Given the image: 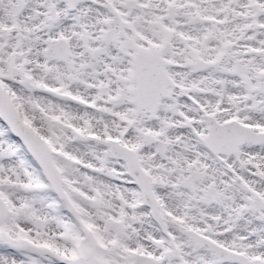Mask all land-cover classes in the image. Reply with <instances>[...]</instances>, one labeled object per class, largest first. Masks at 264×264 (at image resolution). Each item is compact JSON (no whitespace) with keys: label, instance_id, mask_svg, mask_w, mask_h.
I'll return each instance as SVG.
<instances>
[{"label":"snow or ice","instance_id":"1","mask_svg":"<svg viewBox=\"0 0 264 264\" xmlns=\"http://www.w3.org/2000/svg\"><path fill=\"white\" fill-rule=\"evenodd\" d=\"M0 264H264V0H0Z\"/></svg>","mask_w":264,"mask_h":264}]
</instances>
